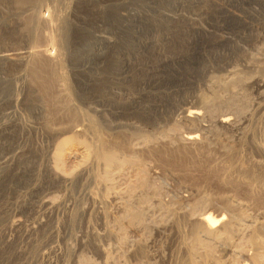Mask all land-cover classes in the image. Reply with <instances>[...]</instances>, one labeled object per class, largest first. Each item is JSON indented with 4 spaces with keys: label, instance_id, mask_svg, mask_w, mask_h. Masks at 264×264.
Wrapping results in <instances>:
<instances>
[{
    "label": "rangeland",
    "instance_id": "374dc122",
    "mask_svg": "<svg viewBox=\"0 0 264 264\" xmlns=\"http://www.w3.org/2000/svg\"><path fill=\"white\" fill-rule=\"evenodd\" d=\"M231 1L232 0H91V2H89L88 0H0V117L2 115V109L6 106L4 95L6 87H9L10 82L16 81L18 87L17 95L19 97V102L18 104H16L14 111L15 113L17 111L15 116L18 117L21 122L23 121L22 124H20L22 125L24 131L23 137L20 139L19 134L15 133V130H12V126L11 131H9L10 133L7 132L8 136L3 135V139L0 140V156L3 153L10 151L12 148L19 147V149L17 150L19 152V157L13 160L14 162L10 164L9 169H3L0 172V264H103L102 260L99 258L93 247L87 245V247H85L83 250H79V241L84 238L83 240L87 244H89L93 241L91 239L95 237V233L96 236H98L99 234V241L96 239L97 243L99 245H102L106 250L108 248L111 251L109 252V261L111 260V263L158 264L161 259H164L165 264H175L176 257L178 255V249L176 248L178 247V244L169 243V241H167L165 238L171 235V231H161L159 235H156L155 233L153 234L151 228L159 226L164 222L165 219H168V217L170 218L172 207L173 209H176L181 208L182 206V208H186L185 210H188V212H190V210L194 207H192V204L195 202L196 204L200 202V204L198 203L196 205L197 207H200L197 212H199V210L202 211L203 208L209 207L208 210L209 213L211 211L212 216H217L222 213L224 214V216H226V218H228V214H230L231 212L227 210L222 203V201L225 200L224 198H228L233 204L241 205V213L243 210V214L246 216L248 215L247 218H251V221L257 219L258 221L256 220V222H262V220L264 222V170H259L258 168L259 166H262V169L264 168V158L260 154V152H257L258 150H256L254 147L258 146L261 148L262 146V148H264V108L260 111H254V108L256 107L255 105H257V103L260 101V94L264 95V88L261 89V92L259 91L258 94V92L254 91L253 89H245L242 91L238 87L236 88L237 85H233V87H229V89H231L230 91L229 89L224 91L219 90V95L214 94L216 95V97H214L212 94L210 96V93H208L207 90H203L204 92H201L205 95V99L208 98L206 99L208 105H203V109L201 108L202 111L200 110L204 116V120L202 121L203 125L209 124L208 121L211 120V117L213 119L215 117H220L221 115H228V117L231 118L232 121L237 117L234 120L236 121L242 114L250 113L249 115H253H251L253 119L249 124V127L254 128L256 132V135H254L253 138V143H246L242 145V147H240V142H238L237 140V138L239 137V131H227L219 128H210V130L207 129L201 132L197 130L196 123L193 122L194 124H188V122H184L183 120H181V116L179 114L172 117L170 114H166L161 120H159L158 114L154 111V106L157 105V102L154 101L155 99L152 101V103H148L147 108H139V110L136 112L128 111L130 105L136 107L132 103V98L140 97L139 88L133 87L132 83L130 82L132 81L136 84V86L138 84H147L151 80L158 78V76L156 75V71L150 68L151 71H149V73H137L136 75L132 76V80H126L123 79L120 74L118 75V71H120L121 68H119V70H116V68L121 65V63L117 61V58L115 56L117 51L123 52L126 51L128 47V49L131 48L129 42L130 29L135 28L136 30L137 26L140 30L142 29L145 31L147 29V27H145L146 24H142V26H140L139 24H127L126 20H122V18H120L119 13L123 11L121 9H135L138 12L145 13L150 21L155 22L156 31L160 36L167 35L170 37V35L178 33V30H183L190 34L193 29H196L200 32V35H202V32H204V34L208 36L209 40L213 42L214 38L226 35L227 31H219L222 27H229L233 29V31H229L228 34H237V32L244 31V38L237 40L239 42V47H241V51H238L236 55L229 59L226 64H233V66L229 65L227 69H229L230 67H232L234 70L236 69L235 72L241 75L240 77H238L239 75L236 73V76H238H234V78H240L242 80L245 78L244 81L246 82L253 81V79L264 80V2L255 3L251 7L245 6L244 8L248 11V14L228 7L227 5H230ZM175 2L183 4V7L180 8L181 15L183 17L197 21H193L191 23L189 22V20H187L185 23L182 22L181 24H175L170 26L169 28L165 23L160 24L159 20H161V16L158 11H173V9H170V7ZM220 7L228 9V13H231L243 19L245 29L236 30L231 27L234 26V22L230 20L231 18H229V16L225 18V15L218 14V11H220L218 8ZM70 13L71 16L69 17ZM37 15L51 16L55 22H53V24L48 28L43 27L36 23L35 17ZM216 16H218V18ZM77 17L85 19L88 22V24L90 25L89 27L91 28H87V30H90L92 33L86 34V32L83 31H79L80 33L76 31L77 27H80L79 23L76 21ZM219 17L221 20H223V23L217 26L216 29L211 30L208 25L212 23L209 22L210 18L215 22L217 19H219ZM184 20L185 19H183L182 21ZM96 22L102 23L101 26L100 24H98V26L95 25ZM14 23H16V25H12ZM7 25L10 26L8 27ZM67 28L69 29V36H67L68 32H64ZM93 36L95 37L91 38ZM97 37L109 40L112 45L108 46V44H104L105 42L97 41ZM160 46L162 47V50H164V52L172 54H185L184 52L186 48H191L190 46H186L183 43L177 44L176 41H163L160 43ZM225 50L233 49L230 46H227L225 47ZM5 51L9 54L24 53L23 56L25 55V58L22 61L24 63H21L23 65L19 64V66L17 67V65L12 66L8 63H4ZM28 51H47L50 55L53 56L54 60L52 61V63H46L43 60H37L38 57H36L35 55L27 57L26 53ZM61 51H63V53ZM98 55H103L102 60ZM168 56L172 57V55L169 54ZM146 57V52L140 50V53H138V59H132L131 57L130 62L131 64H139L141 59L145 61V63L149 64L150 62H156L157 60L156 58ZM251 60L252 62H250ZM100 62H103L102 67H100ZM39 64L43 65L41 67H38L37 65ZM149 65L152 66L151 63ZM98 67L100 68L98 69ZM253 67L258 68L254 69ZM28 68L33 70L31 74H29L30 72ZM89 68L91 69V76L95 79L94 80L92 78L95 81V84H92L90 86V92L91 94H95V100H100L101 87H104L105 85L109 86L112 89L122 88L128 91V96H123L122 94L120 98H115V101L119 103L118 105L116 104V102L114 104H108L111 105V109L108 108L110 112L107 110V112L104 114V117L108 119L109 123L111 125L114 124V122L116 123V116L112 111V106L117 105L122 108L121 110L119 109V111L123 112V115L119 114V116H129V118L131 117V121H134V123H136H133L136 129L139 130V128H141L138 131V133H140L135 134L136 136H150L145 138L143 137L144 139L147 138L149 140L148 141L147 139H143L146 142L145 143L143 140L141 141V137H135L134 134L133 136L131 132L132 130L128 127L123 128V130L122 128H105L104 130L107 133H104L105 131L102 132V135L110 143L112 140H114L115 137L121 140L122 143L120 144H123L124 147H119L118 151L120 150V152H122L119 153L120 155L129 157L135 156L136 158V155L138 154V160L135 161V159L133 158V165L130 167L129 165H127L129 168L127 166H124V170L120 172L121 175L119 174L117 179L115 180V183L117 184H114V187L117 188H115L114 191L118 190L117 193L119 195L115 199L112 194L110 195L111 197L108 196V199L107 195L109 194H106L105 196V201L107 203L103 206V213L107 215H104L105 220H103L105 222H102V220L99 219L100 217L97 213V208L93 210V207H90L91 205L88 203L89 201H87V198H85L87 187V183L85 180L88 179H74L72 183H66L63 186H59L60 188H54L52 179H50V175L45 170L43 165L40 166L42 171L37 170L35 176H31L33 172H30V168L33 162L43 161V159L41 160L40 158H38L39 155L40 157L41 155H43L44 157V153H46L47 149H49L52 145V140L46 131L45 124H51L53 125L52 128L58 130L63 128V126L65 128L66 126H68V124L71 123L69 122L71 119H68L66 115H64L60 110H58V112L60 111L61 113H59L58 115V112L56 110V103H49L48 101V99L54 97L51 96V91L52 94H56L58 98L61 95L58 87H56L58 84H55V82L59 81L65 84L67 87L65 90V94L70 96L71 100H73L71 101L70 99H68V97H64V95H62L59 98V100L61 101L59 102L60 104H71L70 102H72V105H74L75 108L79 110L81 109V111H88L90 110L89 104L85 103V101L79 97L81 94V86L78 83V80H83L82 77L84 75L80 74L81 71H85V69L87 70ZM182 68L183 66L181 65L179 70ZM238 68H241L243 70L240 71ZM37 69L39 71L38 73ZM229 70L232 69L230 68ZM225 73L220 72L217 74V77H220L218 78L220 83L223 84L224 81L223 85H225L226 83L225 80H227L226 84H228V81L231 82V80H228V78L224 76ZM163 74L168 75V72L161 71V75ZM246 79H248L249 81H247ZM178 80V76L176 78L172 77L167 81L160 83L159 87L174 89L180 84L178 83ZM50 86H52V88H50ZM32 87L35 89H31ZM233 88L235 90H233ZM55 89H57L59 93H56L57 90ZM240 90L242 91L241 93ZM147 91L149 92L150 90H146V92L143 93V99L148 97V99L152 100V98H157V95L162 93V90H158V92H155V90H153V92L151 93H148ZM225 91L227 93H225ZM30 92H32L33 94L31 93V95H27V93ZM237 92H239V94ZM152 94L156 95L153 96ZM32 95L34 96L33 98ZM221 96H223L224 98ZM27 97H31L33 99L31 100V98H28V101L30 99V104L35 102L38 97L40 99H44H42V103H37L36 101L33 106L34 111L33 109L32 111H30L27 107V105H29V103L26 101ZM231 97L235 102L230 99ZM63 98H66V100H64ZM209 98L211 99L209 100ZM229 99L231 102L229 101ZM45 101L47 104H45ZM210 101H212V104L210 103ZM245 101H247V103ZM222 103L225 105H223ZM234 103L236 104V106L234 105ZM43 106L45 107L46 111H44ZM199 106L200 105H198V107ZM234 107H237V109ZM248 109L250 110L248 111ZM128 112H130V115L127 114ZM46 118L49 119L47 120ZM98 118L100 120V117ZM51 119L54 120L55 123H53ZM31 122H35L34 125L38 129L35 128L34 133L27 134L26 127L29 124L31 125ZM236 122H234V124L236 123V125H238L239 121ZM6 123H8V125H14L15 122L6 119ZM76 123H78V126L80 128ZM81 123L82 122L80 121H75L74 129H81V127H83V123ZM156 123L161 124L157 125ZM246 125L248 126V124ZM246 125H243V129L246 128V130H248ZM55 126H59L61 128H56ZM122 131L126 133H121ZM145 132L148 135H146ZM189 132L198 134L199 142L201 144L203 143V146L201 144H197V146L194 145L191 147H181L178 141L179 139L177 138H180L182 135ZM71 133L72 132H70V134L67 133L68 135L66 134L64 136H70ZM105 134L108 135V138L107 136H105ZM125 134H127V136ZM83 135L84 134H82L80 137L82 139L86 138V140H88V134L87 136L84 135L85 137H83ZM132 137H135L134 139L136 141H134ZM227 137L231 140H229ZM225 139L228 140L226 141ZM139 140L141 142H139ZM134 142H136V144H134ZM227 142L229 143L228 145ZM255 142H257V144ZM132 143L133 146L135 147L136 145L135 148L138 149V151L136 152L137 154L134 155L131 154L130 151V147L132 145L129 146ZM221 143L225 146H223ZM258 143L261 144L258 145ZM232 145L234 147H231ZM223 147H231L230 149H234L236 153L233 150L234 154L231 155L230 158H227V156H225L224 154V150L222 149ZM76 148H78V146H76ZM221 150H223V153L221 152ZM257 162L263 163V165ZM77 164L78 161H76L75 159L65 160L64 164L62 165V172L64 171L63 173H65V175L66 171L67 175L71 172L72 175V172H74L77 168ZM253 164L256 166V168ZM235 165L239 166L242 172L237 167H234ZM95 168L96 164L94 162H90L89 164H87L86 172L89 173L91 170L94 171L96 170ZM23 169H25L26 171L24 173V176L20 174ZM71 169L73 171H71ZM248 178L252 179V181L243 180ZM255 178H259V180L256 181ZM220 179H224L223 182ZM225 179L227 180V182H229V185L226 184L227 182H224L226 181ZM252 185H254L255 187H253ZM249 187L250 190L253 189V191L248 190ZM261 188H263V190ZM91 189L93 193L96 190V194L99 192L98 187H94ZM257 190H259V192H256ZM41 196L42 198L49 197L50 199H46H49V201L52 200L51 202L54 203L56 208L52 209V211L50 209H47L46 207H40L39 198H41ZM186 197L188 198V201ZM127 200L129 201L128 203H126ZM209 200L211 202H209ZM186 202H188L190 205ZM129 203L130 205H128ZM182 203L186 204L183 205ZM118 205H121L122 207L119 206V208ZM126 205L128 206V212L126 211ZM173 205H176V208ZM189 206H191L192 208H189ZM83 207L87 208V212L81 217L79 215V211ZM168 207L170 208L168 209ZM45 208L47 209L46 211L44 210ZM132 209L134 211L138 210L137 213L139 212L138 214L141 215L136 218L138 222L133 221L134 227L138 229V231L134 233L133 231H130L129 227L128 229H126V225L129 226V224H127V220L129 219L130 215L136 213L134 211L133 213L130 212L132 211ZM142 209H146L147 212L146 210ZM121 210L123 212H121ZM139 210H141V212ZM50 211L52 212V214ZM47 216L49 217V219ZM260 216L263 219L259 218ZM124 217L126 218L123 219ZM71 219L73 222L71 221ZM114 220V223L118 225L120 224V222L121 224H123V226L121 224L119 225L122 228H117L118 225L115 224L116 229H118L119 231L123 229L121 232L114 229ZM13 221H20L21 226L14 228L9 227V223ZM39 221L47 222L45 228H37L35 230L32 229L36 225L35 223ZM116 221L120 222L118 223ZM105 224L110 225H106V227H108V232L112 234L109 235L110 237L107 235V228L104 227ZM185 228L183 227L182 229H185L183 232H185L184 235L187 236L189 230L187 227ZM139 233L143 237H139ZM166 233H168V235ZM147 238L148 240H146ZM136 239H145V241L149 243L147 247L148 255H146L147 258H144L145 261H143V258L140 259V257H137L135 259L127 258L126 253L128 249H125L129 248L128 244L130 243V241H135ZM245 243L246 242L243 241V244ZM245 245L246 248L244 247V245L241 247L247 249L250 252L248 253L251 255V251L253 252V250L251 248L249 250V244ZM217 248L219 249L218 245ZM241 249L238 250L241 251ZM245 249L243 251L246 252L247 250ZM73 250L80 254V256H78L79 258L77 257L76 259V257L72 258L70 256V254L72 255ZM109 250H107V252ZM219 253L220 252L218 251L217 254ZM227 255L229 256V258ZM223 256H220L221 260H223V258L225 260V256H227L226 258L228 260H230L231 258L233 263L236 264L238 262V258L236 256L231 257L230 254H226ZM247 264H250V262H247Z\"/></svg>",
    "mask_w": 264,
    "mask_h": 264
},
{
    "label": "bare ground",
    "instance_id": "6f19581e",
    "mask_svg": "<svg viewBox=\"0 0 264 264\" xmlns=\"http://www.w3.org/2000/svg\"><path fill=\"white\" fill-rule=\"evenodd\" d=\"M88 1L91 2V0H88ZM93 2H95V1H93ZM262 2H264V0H248V1H246V0H232L231 4L227 5V6L233 8V9H235L237 11L239 10L242 13H248V11L244 8L245 6L251 7L255 3H262ZM182 7H183V4L175 2L170 7V9H173V11H169V12L166 11V10H163L161 12L158 11V13L161 16L160 17L161 20H159L160 24L161 23H165V24H167L166 26L169 28L170 26L175 25V24H181L182 22L185 23L187 20H189V22H191V23L193 21H197V20H193V19H190V18L183 17L181 15V9H180ZM218 9L220 10V11H218L219 12L218 14L225 15V18L227 16H229V18H231L230 20L234 22V26H231V27H233L236 30L245 29L244 28L245 25H244L243 19H241V18H239V17H237V16H235V15H233L231 13H228V9H226L224 7H220ZM121 10H123V11L121 13H119V16H120V18H122V20H126L127 24H135V25L139 24L140 26H142V24H146L147 26L145 25V27H147V29L145 31L142 30V29L140 30L138 26L136 27L137 28L136 30H135V28H133V29L131 28L130 29V31H129L130 32V34H129V42H130L131 48L128 49L129 48L128 47L127 50L123 51V52H121V51L118 52L117 51V53L115 54V56L117 58V61L121 63V65L116 68V70H119V68H121L120 71H118V75L120 74L123 79H126V80L127 79H131L132 80V76L136 75L137 73H141V74L149 73V71H151L150 70V68H151L152 70L156 71V75L158 76V78H156L154 80H151L147 84H138L136 86L135 83H133L132 81L130 82V83H132L133 87L139 88L140 97H133L132 98V103L136 107H133L132 105H130L128 111L136 112V111L139 110V108H147L148 107V103H152V101L155 99L154 101L157 102V105L154 106V111H155V113L158 114L159 120H161L166 114H170L171 117L174 116V115L179 114L181 116V120H183L184 122H188V124L196 123L198 131L202 132V131H205L207 129L210 130V128H212V129L213 128H217V129L219 128V129L227 130V131L228 130H230V131L231 130H236V131H239L238 132V136L239 137L237 138V140H238V142H240V145H241V146L240 145H237V146L242 147V145H244L246 143H249V144L251 142L253 143V138H254V135H256L255 134L256 132H255L254 128L249 127V124L251 123V121L253 119L252 118V116H253L252 114H251L252 116L249 115L250 113L242 114V115L240 114L241 116L239 117V119L236 120V121H239L238 125H236L237 122L234 121L237 117L236 118L234 117L235 119L233 121L236 122L234 124V122L232 121L231 118L228 117V115H226V116L225 115L224 116L221 115L220 117H215L213 119L211 117V120H209L207 118L209 120L208 121L209 124L203 125L202 121L204 120L203 119L204 116L201 113V111L203 109V105H205V104L208 105V103L206 102V99H208V98L205 99V95L203 93H201L203 90H207L208 93H210V96L212 94L214 97H216V95H214V94L219 95L218 94L219 90H221V91L222 90L223 91L224 90H228L229 87H233V85H237L236 88L238 87L242 91L245 90V89H253L254 91L258 92V94H259V91L264 88V80H262V79H256L255 80V79H253V81H249L248 79H246L247 81H249V82H246V81H244L245 78L243 80L240 79V78H234V76H236V73H237V72H235L236 69L234 70L232 67H230L232 70H229L230 68L227 69L229 67V65H231V64H229V65L226 64L229 61V59H231L234 55H236V53L238 51H241L240 50L241 47H239V45H238L239 42L237 40L244 38V35H243L244 31L243 32H241V31L237 32V34H235V33L234 34H228V32L229 31L232 32L233 29L229 28V27H222L219 31H221V32H226L227 31L226 35L225 36H218L217 38H214L213 42L211 40H209L208 36L206 34H204V32H202L203 34L200 35V32L198 30H196V29H193L190 34H188L187 32H185L183 30H178V33L170 35V37L167 36V35L166 36H164V35L160 36V35H158V32L156 31L155 22L150 21L147 18L145 13L138 12L135 9H133V10L121 9ZM70 16H71V13L69 14V17ZM216 17L218 18V16H216ZM225 18H224V20H225ZM183 19H185V20L182 21ZM35 21H36V23L38 25H41V26L46 27V28L50 27L53 24V22H55L51 16H44V15H37L35 17ZM76 21L80 25V27H77V29H76L77 32L83 31V32H86V34L92 33L90 30H87V28H91V27H89L90 25L88 24V22L85 19H81V18L77 17ZM15 22H16V20H15ZM209 22L210 23L212 22L211 24H208L210 29L214 30V29H216L217 26H219V25H221L223 23V20H221L220 17H219V19H217L214 22V20H212L210 18ZM98 24H100V26H101L102 23L96 22L95 25L98 26ZM12 25H16V23H14ZM7 26L9 27L10 25H7ZM64 26H63V29H64ZM64 32L65 33L68 32L67 36H69V29L68 28L65 29ZM94 37L95 36H93L91 38H94ZM98 38L102 39L103 41L98 39ZM96 40L97 41H101V42H105L104 44H108V46L112 45L109 42V40L103 39L101 37H97ZM163 41H171V42L176 41L177 44L183 43L186 46H190L191 48H189V47L186 48V50L184 52L185 54L173 53V54H175V55H173L172 53L164 52V50H162V47L160 46V43L163 42ZM61 42H63V41H61ZM227 46H230L233 50H225V47H227ZM62 50H64V49H62ZM140 50H143V51L146 52V54H147L146 58H156L157 59L156 62L155 61L150 62L152 64V66H150L149 65L150 63L147 64V63H145V61L140 59V63L139 64H131V62H130L131 57H132V59H138V53H140ZM61 52L63 53V51H61ZM170 52H172V51H170ZM23 54L24 53L9 54V53H6V51H5V53H4V63H6V64L8 63V64H10L12 66L13 65H17V67H18L19 64L24 63V62H22L23 59L25 58L24 57L25 55L23 56ZM26 54H27V57L35 55L36 57H38L37 60H43L46 63H52V61L54 60L53 56L50 55L47 51H36V52L35 51H28ZM168 54L172 55V57H169ZM99 58H101V60H102L103 55L99 56ZM250 62H252V60ZM100 63H101L100 67H102L103 62H100ZM223 63H225V64H223ZM222 64H223V66H222ZM21 65H23V64H21ZM42 65L43 64H39L37 66L41 67ZM181 65L183 66V68L180 69L181 70L180 71L179 68L181 67ZM231 66H233V64ZM100 67H98V69ZM242 67H243V65H242ZM255 68H258V67H255ZM245 69H246V67H245ZM28 70L30 72L29 74H31L33 72V70H31L29 68H28ZM239 70L241 71L243 69L240 68ZM247 70H249V69H247ZM95 71H98V70H95ZM161 71L168 72V75H166V74L161 75ZM253 71H256V70H253ZM38 72L39 71L37 69V73ZM90 72H91L90 68L87 69V70L85 69V71H81L80 74L84 75L82 77L83 80H78V83L81 86V94H80L79 97L81 99H83L85 101V103L89 104L90 110L87 109L89 112L85 111V110L81 111V109L79 110V109L75 108L74 105H72V102H70L71 104H68V103H64L65 105L64 104L63 105L60 104L59 102H61V101L59 100V98L62 95H64V97L65 96L68 97V99H70V100H71V97L65 94V90L67 88L65 84H63L62 82H59V81L55 82V84H58L56 87H58V90L61 93V95L58 98V96L56 94H52V91H51L50 94H51V96H54V97L48 99V101H49V103H51V102L56 103L57 112H58V110H60L64 115H66V117L68 119H71L69 122H71L73 124L70 123V124H68V126L65 125L66 126L65 128H64V126H63V128H61L62 127L61 125H60L61 127L55 126L56 128L57 127L61 128V129H58V130L52 128L53 125H51V124H48V123L45 124L46 131H47L49 137L52 140V143H51L52 145H51V147L49 149H47L46 153H44V157H43V155H41V157L39 155L38 158H40L41 160L43 159V161L33 162L32 166L30 168V170H31L30 172L31 173L33 172V174H31V176H35L36 175L35 173L37 172V170L38 171L41 170L40 166L43 165L45 170L49 173L50 179H52V184H53L54 188L55 187H59V186H63L66 183H70V182L72 183V181L74 179H76V180L88 179V180H85L86 183H87L86 192H85L86 197L85 198H87V201H89L88 203L91 205V206L90 205L89 206L91 208L93 207V210L97 208V210H98L97 213H98V215L100 217V218L99 217H97V218L101 219L102 222H105L104 221L105 220L104 219V215L107 216L106 214L103 213V209H104L103 206L105 204H107L106 201H105V196H106V194H109V195H107V199H108L109 198L108 196H110L112 194L114 196V199H115L119 195L117 193L118 190L114 191V189L117 188V187H114V184H117V183H115V180L117 179V177L120 174V172L122 170H124L123 169L124 166L129 165V167H130V166L133 165V163H134L133 162V158L135 159V161L138 160V158H137L138 154L136 153L138 151V149L135 148L136 145L134 147L133 143H132V144L129 145V146L132 145L130 147V151H131V154H133V155L137 154L136 158H135V156L134 157L133 156L132 157L122 156V155L119 154V153H122V152H120V150L118 151L119 147H122V146L124 147L123 144L122 145L120 144V143H122L121 140L117 139L114 136L115 137L114 140H112L111 143H110L102 135L103 134L102 132L105 131L104 130L105 128H112V129H120V128H122V130H123V128L128 127V128H130L132 130L131 131L132 135L133 134L135 135L136 133L137 134L140 133V132L138 133V131L141 128H139V130L136 129V127L134 126V124H136V123H134V121L133 122L131 121V117L129 118V116H124V117L119 116V114H122L123 112L119 111V109L121 110L122 108L117 106L119 103L115 101V98H120V96L122 94H123V96H125V95L128 96V94H127L128 91L126 89H122V88L112 89L109 86L105 85L104 87H101L100 100H95L94 99L95 94H91V92H90V86L92 84H95V81H94L95 79L91 76ZM220 72H224V73L226 72L224 76H226V78H228V80H231V82L228 81V84H226L227 80H225L226 83H225V85H223L224 81L222 80L223 84H221L219 79H218L220 77H217V74L220 73ZM246 72H248V71H246ZM244 73H245V71H244ZM77 74H79V73H77ZM237 74L239 75V73H237ZM240 75L238 77H240ZM177 76L179 78L178 83H180L178 87H176L174 89H169L167 87H165V88L159 87L160 83H162L164 81H167L168 79H170L172 77L176 78ZM78 78H80V77H78ZM250 79H251V77H250ZM50 88H52V86H50ZM234 88H235V86H234ZM234 88H233V90H235ZM17 89H18V87H17L16 81L10 82L9 87H6V91L4 93L6 106L2 109V115L0 117V140L3 139V137H2L3 135H7L8 133H10L9 131H11L12 126H13L12 130H15V133L19 134L20 139L23 137L24 131H23V127L21 125L23 121L21 122L20 119L15 116L17 111H16V113L14 111L16 104H18V102H19V97L17 95ZM31 89H35V88L32 87ZM48 89H49V87H48ZM55 90H57V89H55ZM58 90L56 91V93L58 92ZM146 90H150L149 92L147 91L148 93L153 92V90H155V92H158V90H162V93L158 94L157 98H152V100L148 99V97L143 99L144 98V94L143 93H145ZM230 90L231 89H229V91ZM241 90H240V93L242 92ZM28 92H29V90H28ZM31 93L32 92L27 93V95L28 94L31 95ZM225 93H227V92L225 91ZM234 93H235V91H234ZM237 93L239 94V92H237ZM152 95L155 96L156 94H152ZM260 95H261V97L259 96V98H260L259 100L260 101L257 103V105H255L256 107L254 108V111H260V110H262L264 108V95H262V94H260ZM33 97L34 96L32 95V98ZM43 97H44V95H43ZM48 97H50V96H48ZM221 97H223V96H221ZM28 98H31V97H27V99H26V101L29 103L30 99L28 101ZM32 98H31V100H33ZM211 98H209V100ZM42 99H44V98H42ZM42 99H40L38 97L36 99L37 103L38 102L42 103ZM230 99H232V97ZM230 99H229V101H230ZM64 100H66V98ZM209 100H207V101H209ZM219 100H221V99H219ZM46 101H45V104H47ZM71 101H73V100H71ZM232 101H233V99H232ZM35 102H33L32 104L29 103V105H27V107H28V109L30 111H32ZM115 102H116L117 105L116 106H112V111L114 112V114L116 116V119H115L116 123L114 122V124L111 125L109 123L108 119L106 117H104V114L107 112V110L109 111L108 108L111 109V105H108V104L109 103L110 104L111 103L114 104ZM211 102L212 101H210V103ZM233 102H235V101H233ZM245 102L247 103V101H245ZM226 103H227V101H226ZM240 104H241V102H240ZM39 105H41V104H39ZM145 105H147V106H145ZM198 105H200L199 106L200 108L198 107ZM223 105H225V104H223ZM234 105L236 106L235 103H234ZM45 107H46V105H45ZM45 107L43 106L44 111H46ZM237 107H234V108L237 109ZM240 108H241V106H240ZM211 110H212V108H211ZM249 110L250 109H248V111ZM33 111H34V109H33ZM53 111H54V109H53ZM60 111L58 112V115H59V113H61ZM35 114H37V113H35ZM127 114L130 115V112H128ZM98 117H100L101 121L99 120ZM40 118H42V117H40ZM6 119L15 122L14 125H8V123H10V122L6 123ZM52 121H53V123H55L54 120H52ZM75 121L82 122L83 123V127H81V129H77L76 128L77 130H75L74 129ZM78 123H76L77 126H78ZM255 123H256V121H255ZM34 124H35V122H31V125L29 124L26 127V133L27 134H29V133L31 134V133L35 132V128H37V127H35ZM158 124L160 125L161 123H158ZM246 124H248V126ZM243 125H246L248 130H246V128L243 129ZM42 127H44V126H42ZM157 127H159V126H157ZM252 127H253V124H252ZM254 127H256V126H254ZM43 130H44V128H43ZM70 132H72L70 136H64L67 133L70 134ZM110 132H112V131H110ZM118 132H115V133H118ZM127 132H129V131H127ZM146 132H145V134H146ZM104 133H107V132L105 131ZM121 133H126V132L122 131ZM121 133H119V134H121ZM72 134H73V136H72ZM82 134H84L86 136L88 134V136H87L88 140H86V138L82 139L80 137ZM215 134H216V132H215ZM84 135H83V137H85ZM89 135H90V139H89ZM125 135L127 136V134H125ZM146 135H148V134H146ZM152 135H151V137H152ZM105 136H107V138H108L107 134H105ZM137 136L135 135V137H137ZM213 136H214V134H213ZM111 137H112V135H111ZM117 137H119V136H117ZM138 137H141V136H138ZM143 137L144 136L141 137L142 138L141 141L145 137H150V136H145L144 138ZM4 138H6V137H4ZM166 138H168V137H166ZM258 138H260V137H258ZM146 139H144V140H146ZM177 139H179L178 141H179V144L181 145V147H187V146L191 147V146H194V145L197 146V144H201L199 142V135L194 133V132L186 133V134L182 135L180 138H177ZM228 139L231 140L230 138H228ZM217 140H219V139H217ZM134 141H136V140L134 139ZM141 141L139 140V142H141ZM220 141H221V139H220ZM124 142H125V140H124ZM139 142H138V144H139ZM149 143H151V142H149ZM255 143L257 144V142H255ZM134 144H136V142H134ZM228 144L229 143L227 142V145ZM233 144H234V142H233ZM259 144H261V143H258V145ZM76 146H78V148H76ZM223 146H225V145H223ZM231 147H234V146L232 145ZM254 147H255L256 150H258L257 152H260V154L264 158V148H262V146H261V148L258 147V146H254ZM254 147H252V148H254ZM219 148H221V147H219ZM230 148H228V147H223L222 148L224 150V154H225V156H227V158H230V156L234 154V152H233L234 149L231 150ZM18 149H19V147L18 148H16V147L12 148L10 151H8L6 153H3L0 156V172L3 169H7V168L9 169L10 164L12 162H14L13 160L15 158L19 157V152L17 151ZM139 150H140V146H139ZM150 150H149V152H150ZM223 150H221V152ZM235 153H236V151H235ZM69 159H75L76 161H78L77 166L75 165L77 167L76 170L74 168L75 171L72 172L73 174L71 175V172L70 173L68 172L71 176L69 174L67 175V171H66V175H65V173H63L64 171L62 172V167H63L62 165L64 164V161L65 160H69ZM90 162H94L96 164V168H95L96 170H94V171L91 170L92 171V172L90 171L91 173L90 172L87 173L86 172L87 171L86 170L87 169V164H89ZM136 163H138V162H136ZM257 163H259V162H257ZM259 164L263 165V163H259ZM234 167H237L238 169H240L239 166L235 165ZM230 168H231V166H230ZM255 168H256V166H255ZM258 168H259V170H264V168L262 169V166H259ZM25 169H23V171L20 173L23 176H24V173L26 172ZM71 171H73V170L71 169ZM241 172H242V170H241ZM248 173H246V174H248ZM35 180H36V178H35ZM223 180H221V181L223 182ZM243 180L252 181V179H249V178L248 179H243ZM255 180L257 181V180H259V178L258 179L255 178ZM224 182H227V180L224 181ZM253 182H254V180H253ZM228 183L229 182H227L226 184L229 185ZM250 183H252V182H250ZM252 186L255 187L254 185H252ZM259 186H260V184H259ZM94 187L95 188L98 187V189H99V192L97 194H96L97 190L94 193L92 192L91 188H94ZM263 188H261V189L263 190ZM261 189H259V190H261ZM248 190H250V187H249ZM259 190H257L256 192H259ZM250 191H253V189L250 190ZM119 192H120V190H119ZM130 195H133V194H130ZM113 196H112V198H113ZM46 198H49V197H46ZM46 198L45 197L42 198V196H41V198H39L40 199L39 200L40 207H46L47 209H50V210L55 209L56 207H55L54 203L51 202L52 200L49 201L50 198L49 199H46ZM112 198H110V199H112ZM127 198H129V197H127ZM224 199L225 200H223V201L221 200L223 205H224V207L231 212L230 214H228V218H226V216H224V214H222V213L220 215H217V216H212L211 215V211L209 213V210H208L209 207L208 208H203L204 209L203 210L202 209L203 206H202L201 207L202 211L199 210V212H197L200 207H197L196 205L198 203L200 204V202H198L197 204H196V202L193 203V204L191 203L192 207L193 206L194 207L192 208L191 206H189V208L191 207L192 209L190 210V212H188V210L187 211L185 210L186 208L185 209L182 208V206H181L183 204L182 203L181 205H179V206H181V208H176L175 207L176 205L175 206L173 205L176 209H173V207L171 208L172 210L170 212V218L167 216L168 215L167 214L166 216L168 217V219H165L164 222L161 223L159 226L151 228V231L153 232V234L155 233L156 235H159L161 233V231H165V230L171 231L170 232L171 235L167 236L168 233H169L168 232V233H166L167 235L165 234L167 237H165V235H164V237L166 238L167 241H169V243L178 244V247H176L178 249L177 250L178 251V255L176 257L175 264H235V263L232 262L231 258H230V260H228L226 258L228 255L225 256V260H224V258H223V260H221L220 256L222 257L223 255H226V254H230L231 257L232 256L233 257L236 256L238 258V260H237L238 262L237 261H235V262H237L238 264H247V262H250V264H264V237H263L264 236L263 235L264 234L263 233L264 232L263 231L264 230V222L262 220L263 218L261 216L259 217V218H262L261 219L262 222H256L257 219L255 220L254 218L253 219H254L255 222L251 221V218H247L248 215L246 216V215L243 214L244 213L243 210H242V213H241V211H240L241 205L233 204L228 198L227 199L224 198ZM187 201H188V198H187ZM5 202H7V201H5ZM128 202L129 201L127 200L126 203H128ZM209 202H211V201L209 200ZM186 203H188V202H186ZM186 203H184V204H186ZM128 205H130V203ZM119 206L122 207L121 205H118V207ZM198 206H200V205H198ZM46 208L44 209L45 211L47 210ZM126 208H127L126 211L128 212V206ZM169 208L170 207H168V209ZM142 210H146V209H142ZM166 210H167V208H166ZM133 211L134 210L132 209V211H130V212L133 213ZM137 211L135 210L134 212L137 213ZM139 211L141 212V210H139ZM86 212H87V208L83 207L79 211V215L82 217ZM121 212H123V211L121 210ZM146 212H147V210H146ZM136 213L131 214L129 219L127 217L128 220L127 219L126 220H127V224H129V226L126 225L127 228L124 227L126 229H128V227H129L130 231H133V233L138 231V229L136 227H134V224H133V221H137L136 218L140 215V214H138L139 212L137 214ZM166 213H168V212H166ZM51 214H52V212H51ZM143 214H145V213H143ZM125 218L126 217H124L123 219H125ZM257 218H258V216H257ZM48 219H49V217H48ZM50 220H51V218H50ZM261 220H259V221H261ZM71 221H72V219H71ZM106 221H107V219H106ZM120 221H116V222L119 223ZM114 222H115V220L113 221V225L116 224ZM35 224L36 225L32 229H34V230L37 229V228L38 229L39 228H43L44 229L45 226L47 225V222L39 221V222H36ZM102 224H104V223H102ZM120 224H121V222H120ZM48 225H49V222H48ZM106 225H108V224H105L104 227H106ZM116 225H118V224H116ZM116 225H115V227L113 226L114 229H116ZM121 225L123 226V224H121ZM19 226H21V222L20 221H13V222L9 223V227H13L14 228V227H19ZM108 226H110V225H108ZM118 226H117V228L121 227V226H119V227ZM183 227L184 228L187 227L188 230H189L187 236L184 235L185 232H183V231L186 228L182 229ZM106 228H107V230H106L107 235L108 236L112 235L111 233L108 232V227H106ZM116 230H118V229H116ZM121 231H119V232H121ZM163 234H164V232H163ZM93 236H94V234H93ZM98 236H99V234H98ZM98 236H96V233H95V237L91 239L93 241L90 242L89 244H87L83 240L84 238L83 239L80 238L81 240L79 241V250H83L85 247H87V245H89V246L94 248L95 252L99 256V258L102 260L103 264H114V263H111L112 262L111 260L109 261V252H111V251L106 247L107 250H109L107 252V250L105 248H103L102 245H99L97 243L96 239L99 241ZM105 236H106V234H105ZM121 236H122V234H121ZM140 236H141V234L139 235V237ZM141 237H143V236H141ZM146 240H148V238ZM163 240H165V239H163ZM243 241L246 242L245 244H247V245L249 244V246H250L249 250H250V248L253 250V252L251 251V253H252L251 255L249 254L250 252L247 249H245L246 245L243 244ZM4 243H5V241H4ZM128 245H129L128 246L129 248L125 249V250L128 249L127 253H126L128 259H135L137 257H140V259L143 258V261H145L144 258L145 257L147 258V256H146V255H148L147 254V247L149 245V243L147 241H145V239L144 240L136 239L135 241H130V243ZM217 245L219 246V249L217 248ZM243 245L245 247V248L244 247L243 248L245 250H247L246 252L243 251L244 249L241 247ZM238 249H241V251L238 250ZM218 251L220 252L219 254H217ZM111 254H110V256H111ZM70 256L72 258L76 257V259H77V257L80 256V254H78L77 252H75L73 250L72 255L70 254ZM148 257H150V256H148ZM127 258H126V260H127ZM163 258H165V257H163ZM228 258H229V256H228ZM237 258H235V259H237ZM235 259H233V260H235ZM136 260H138V259H136ZM146 261H147V259H146ZM98 262H100V261H98ZM76 263H77V261H76ZM158 264H165V260L161 259Z\"/></svg>",
    "mask_w": 264,
    "mask_h": 264
}]
</instances>
